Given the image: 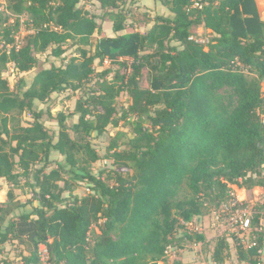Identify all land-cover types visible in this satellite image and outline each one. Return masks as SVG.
Returning a JSON list of instances; mask_svg holds the SVG:
<instances>
[{"label":"trees","instance_id":"1","mask_svg":"<svg viewBox=\"0 0 264 264\" xmlns=\"http://www.w3.org/2000/svg\"><path fill=\"white\" fill-rule=\"evenodd\" d=\"M8 1L13 13L29 15L33 32L17 44L19 20L7 23L0 9V179L17 184L25 176L33 196L21 203L8 191L14 204L0 205V250L15 238L27 243L22 264L41 262L39 245L50 264H159L178 230L204 213L206 198L219 208L234 199L231 185L264 189V18L257 0H207L201 9L191 8L192 0H159L168 13L155 9L146 32L113 37L99 36L97 15L80 0ZM96 1L110 10L112 30H124L122 11H113L119 0ZM193 26L210 30L205 46L188 39ZM70 41L76 54L66 57ZM48 49L60 62L12 89L3 68L12 63L29 72L38 65L36 54ZM96 60L123 71L110 79V68L98 73L96 90L79 97L69 114L34 108L35 101L81 89L96 76ZM145 67L150 78L143 88ZM121 92L129 101L117 116ZM23 112L32 121L13 123ZM45 114L56 130L45 125ZM70 114L75 120L68 124ZM129 119L131 135L108 146L119 169L103 177L105 165L91 169L103 158L90 139ZM74 182H85L88 192L69 201L62 194H72ZM18 208L17 221L9 220ZM259 219L255 213V230ZM255 230L256 245L247 249L232 235L238 259L249 264L260 262L264 246L262 230ZM184 237L205 240L199 231ZM232 237L216 239L214 262L224 261ZM5 260L0 264H10Z\"/></svg>","mask_w":264,"mask_h":264},{"label":"rangeland","instance_id":"2","mask_svg":"<svg viewBox=\"0 0 264 264\" xmlns=\"http://www.w3.org/2000/svg\"><path fill=\"white\" fill-rule=\"evenodd\" d=\"M79 6L87 10L90 14L97 15L96 21L101 27L99 36L103 37H113L128 33L133 30L146 32L153 25V18L156 13L155 9L159 10L161 15H164L165 12L168 13L167 8L164 7L159 0H138L136 3H132V0H119L118 7L113 11H122L124 16L125 29L119 32H114L112 30L113 21L107 14H105L110 10L101 8L98 1L80 0ZM0 9L3 13V16L7 19V23H11L13 22V20L18 18L19 29L15 34V39L17 44L21 45L25 35L33 32L29 15L26 13H22L20 15L13 13L10 10V2L8 0H0ZM204 29L205 31H207L206 28L202 26H193L191 28V32L194 34H198L201 32L205 33ZM94 35L97 36V33L95 32ZM64 47L66 50L64 53L66 57L76 54V45H73L71 41L65 44ZM36 56L38 57L39 61L38 65L36 68L32 69L29 72H19L12 63H8L5 68H3L1 75L7 79L12 89L16 87V84L18 83L20 78H24L26 83L29 84L34 73L38 71V69H40L42 66H48L50 61H55V63L57 64L60 62V59H56L50 54V49L42 53H37ZM94 67L96 70V76L88 80L84 84V86L81 87V89L75 91L65 90L60 92L59 94H53L49 98V100L44 103L35 101L34 108H42L44 110L48 109L52 116L56 115L60 111L64 112L65 114H69L74 110L75 103L79 97L83 96L87 92H91V90H96V81L99 77L97 75L98 73H100L104 69L110 68L111 72L107 75V77L110 79L117 70L123 71V69L121 70L117 63H112L109 60H105L102 64H99L98 60H96L94 62ZM149 78V70L145 67L142 69V73L140 76V86L143 88L149 86ZM261 90L264 94V83H262ZM128 101L129 99L126 92H121L120 95L116 98L117 116L121 115L123 109L127 106ZM42 120L50 129H57V122L55 119L48 118L45 114L43 115ZM74 120L75 118L70 114L67 118V123L71 124ZM31 121V115L28 112H23L21 114H16L13 123L27 125ZM131 121L132 119L120 120L118 126L114 127L112 125H109L103 134L91 137L90 142L92 147L97 151L99 156L103 158L102 160H98L96 163H93L91 169H93L95 172H98L100 170L99 166H101V164L105 165L106 169L104 170L105 172L103 173V177H106L109 171L111 172V170L113 169H119L112 163V159L109 156L111 152L108 151V146L110 142L115 138L118 139V142H123L127 139V137L131 135ZM70 134L73 136L72 132H70ZM67 175L68 174H65L64 176L67 177ZM108 183L111 185L112 181L108 180ZM29 184L30 180L25 176L20 177L17 184L7 182L3 178L0 179V205L2 207H4L5 205L9 207L14 204V201L24 203L26 199L33 196ZM59 185L62 186L63 183L60 182ZM74 187L75 188L73 189L72 194L67 191L62 194L64 197L68 196L67 199L69 201H71L73 196L82 197L88 192V188L85 182H80V184L74 182ZM231 188L233 196L241 199L242 202L245 200L246 205L250 206L254 213L259 214L264 224V189L260 186H255L250 190H246L245 188H239L237 185H231ZM10 189L13 190L14 201L9 202L7 193ZM205 203L206 205L204 206L203 210L204 213L200 216L195 217L194 220H192L193 222H190L188 226H182L178 230L173 238L172 245H170L166 249L165 257L162 261L158 262L159 264H173V261L177 260L178 256L182 257V259H188V264H194L198 259L202 257H204L208 261L211 260L212 264H215L212 259V252L216 239L221 237L223 227L225 226V219L223 217L219 221L215 220L213 211L219 210L215 201L206 198ZM25 207L26 209H30L29 205H26ZM19 211V208L14 209L9 215H7V218L9 220L17 221L16 215H18ZM197 225L199 226L201 233L205 236L204 241H199L201 242L200 250H198V247L194 245V241L188 240L184 237V233H198L199 229L196 227ZM94 229L98 233L97 228L95 227ZM252 229L255 228L252 227ZM256 230L258 231V223ZM262 233L264 234V229H262ZM22 238H24V236ZM232 238L233 246L229 249L226 258H232L234 263L238 264V257L235 249L237 241L235 242L234 237ZM26 244L27 243L19 241L18 239L17 241L15 240V238L11 239L10 241L2 245V248L0 250V258L8 260L10 264H22L21 256L27 254ZM39 249L40 254H44L45 248L42 245H39ZM44 257L46 261H41L39 264H50L47 260V254L44 255ZM260 260L262 261V259Z\"/></svg>","mask_w":264,"mask_h":264},{"label":"built area","instance_id":"3","mask_svg":"<svg viewBox=\"0 0 264 264\" xmlns=\"http://www.w3.org/2000/svg\"><path fill=\"white\" fill-rule=\"evenodd\" d=\"M206 3L207 0H192L190 7L201 9ZM188 39L196 43L203 44L204 46L209 42L207 33L202 32L198 34H191ZM254 214L255 213L250 206L242 205V200L235 196L232 201L221 204L218 211H213L216 221H219L223 217L225 219V226L223 227L221 235H227V237H232V235H234L238 240V244H241L242 247L246 249L256 245V235L254 233L255 229H252L251 224ZM258 231H261L260 227L258 228ZM42 246L44 247V245ZM258 252L261 253V249H259ZM46 254L47 251L45 248L44 254H40L41 261H46L44 257ZM260 262L262 261L260 260ZM260 262H258V264H260ZM194 264H212V261H208L202 257Z\"/></svg>","mask_w":264,"mask_h":264},{"label":"crops","instance_id":"4","mask_svg":"<svg viewBox=\"0 0 264 264\" xmlns=\"http://www.w3.org/2000/svg\"><path fill=\"white\" fill-rule=\"evenodd\" d=\"M258 4H259V8L261 9V12H262L261 15L264 18V0H257V6H258ZM206 30L207 31H205V29H204L205 33L209 32V29H206ZM196 227L199 229L198 231L201 232L199 226L197 225ZM259 227L261 228V230L264 229V224H263V220L261 219V217L259 219ZM194 245L196 247H198V250H200L201 242H199V241L195 242ZM191 259H193V258H191ZM260 259H262V262L264 263V261H263L264 260V246L261 248ZM177 260H180L182 264H188L187 263L188 259H182V257L178 256ZM237 261H238V264H249L247 261L239 260L238 258H237ZM214 263L215 264H235L232 258H230V259L225 258L223 262H220V263L214 262Z\"/></svg>","mask_w":264,"mask_h":264}]
</instances>
